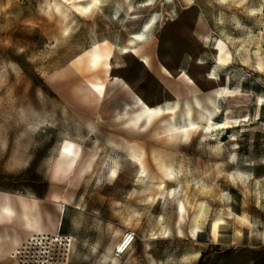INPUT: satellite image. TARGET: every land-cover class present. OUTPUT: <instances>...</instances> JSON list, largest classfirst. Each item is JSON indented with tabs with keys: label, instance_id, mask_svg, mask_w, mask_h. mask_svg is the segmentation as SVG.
Returning a JSON list of instances; mask_svg holds the SVG:
<instances>
[{
	"label": "rangeland",
	"instance_id": "obj_1",
	"mask_svg": "<svg viewBox=\"0 0 264 264\" xmlns=\"http://www.w3.org/2000/svg\"><path fill=\"white\" fill-rule=\"evenodd\" d=\"M87 1L0 0V200L61 235L31 247L11 217L20 245L0 264H264V0ZM95 47L111 62L91 65ZM219 88L208 126L179 139L185 104ZM133 96L180 111L144 124Z\"/></svg>",
	"mask_w": 264,
	"mask_h": 264
},
{
	"label": "bare ground",
	"instance_id": "obj_2",
	"mask_svg": "<svg viewBox=\"0 0 264 264\" xmlns=\"http://www.w3.org/2000/svg\"><path fill=\"white\" fill-rule=\"evenodd\" d=\"M94 1L95 0H92V3ZM92 3L90 2L89 4L85 6L79 5V7L82 9H88ZM254 11L255 10H251V12H254ZM153 22H154L153 18L147 21L143 25V28L140 32L133 34L130 42L132 44H137V45H141L145 43L147 41L145 39L146 32L149 31L150 26L152 25ZM218 50L219 52H222V48L220 46H218ZM131 51H133V48L132 50L125 49L123 52L128 53ZM112 56H113L112 52H107V51L101 50L98 47H95L91 51L89 62L91 65H95L100 61H105L108 63V60L111 62ZM114 57H116V55ZM118 58H117V61H118ZM142 62H144L145 64H149V61L145 56H142ZM93 87L98 89L100 99L103 98L105 94L106 85L105 84H99V85L94 84ZM117 87L119 86L117 85ZM213 95H214V98L211 99V97H209L205 104H202L200 99L197 97L193 98L192 104H189V103L185 104L184 111L181 117V121L177 124V127H176V130L179 132V139H183V140L185 139L186 141H188L190 140L192 134L195 131L199 130L201 127L208 126L207 122L213 114V110L210 107L212 106L214 108L216 106L218 98L220 99V97L224 95L231 96L230 91L227 88H222V89L219 88L213 92ZM132 106L137 108V111L135 113V119L138 121H141L144 124H150L151 122H154L155 119L163 117L166 114L173 115L180 111V105H179V102L177 101H167V102H163V103L156 104V105H148L143 99H141L138 96H133ZM228 119L229 117L226 116L225 122L221 124L223 128L228 127ZM130 150L132 151L131 156L134 158L135 157L138 158V161L142 165L143 162H142V158L139 157L140 155L136 154L134 148H131ZM62 155L68 157V159L71 162H73L77 158L78 147L73 145L71 142H66L62 150ZM156 160L159 161V164L162 167H164L165 170H168L171 168L170 165H168L163 160H160L158 157L156 158ZM17 214L23 215L25 223L27 227L30 229L29 235L26 238V245H29L31 247H37V248L40 247V250H43L42 248H45L48 244L51 245L52 243L59 242V239H60L59 237L61 235L58 236L56 233V230L53 233H51L48 230L47 226H44L46 222L45 220L42 219L41 212L35 209V204L31 205L26 200H20V202L17 204L16 202L6 197L0 200V221L3 219L15 217ZM218 224H219L218 221L213 222L212 224L213 234H216ZM56 229H57V226H56ZM121 243L119 244V246L121 245ZM18 249H15V251L12 252V255H14V253H18L17 252ZM36 251L38 252V250ZM118 252L122 253L120 251ZM41 253H45V251L40 252V254ZM39 264H45V262L40 261Z\"/></svg>",
	"mask_w": 264,
	"mask_h": 264
},
{
	"label": "crops",
	"instance_id": "obj_3",
	"mask_svg": "<svg viewBox=\"0 0 264 264\" xmlns=\"http://www.w3.org/2000/svg\"><path fill=\"white\" fill-rule=\"evenodd\" d=\"M19 215H21V214H19ZM9 219L10 218L3 219L0 221V239L2 240V241H0V260H2L3 258H6L8 256H11L12 252L15 249L14 247H16L17 245H20V244H18L19 237L12 234V232H11L12 230L10 229V227L7 226V224L11 223L12 226L13 225H21L22 228H23V226H22L19 218H14L13 221L12 220L8 221ZM22 222L24 223L25 220L23 219ZM12 229L16 230V228H14V226L12 227ZM8 236H11L14 238L12 240V244L10 245L11 247L9 249L5 250L6 247L9 245V241H10ZM19 242H20V240H19Z\"/></svg>",
	"mask_w": 264,
	"mask_h": 264
},
{
	"label": "built area",
	"instance_id": "obj_4",
	"mask_svg": "<svg viewBox=\"0 0 264 264\" xmlns=\"http://www.w3.org/2000/svg\"><path fill=\"white\" fill-rule=\"evenodd\" d=\"M133 237L131 236L130 239L126 240L127 242H131Z\"/></svg>",
	"mask_w": 264,
	"mask_h": 264
}]
</instances>
